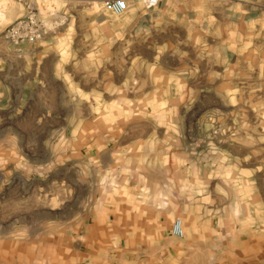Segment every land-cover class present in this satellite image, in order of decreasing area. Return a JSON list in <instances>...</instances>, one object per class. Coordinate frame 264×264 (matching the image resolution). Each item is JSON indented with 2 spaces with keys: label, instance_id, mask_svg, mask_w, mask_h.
I'll list each match as a JSON object with an SVG mask.
<instances>
[{
  "label": "rangeland",
  "instance_id": "rangeland-1",
  "mask_svg": "<svg viewBox=\"0 0 264 264\" xmlns=\"http://www.w3.org/2000/svg\"><path fill=\"white\" fill-rule=\"evenodd\" d=\"M126 1L0 0V264H264V1Z\"/></svg>",
  "mask_w": 264,
  "mask_h": 264
},
{
  "label": "built area",
  "instance_id": "built-area-1",
  "mask_svg": "<svg viewBox=\"0 0 264 264\" xmlns=\"http://www.w3.org/2000/svg\"><path fill=\"white\" fill-rule=\"evenodd\" d=\"M147 8L157 5L158 0H146ZM105 10L115 15H121L129 9L126 0H106ZM44 24L37 20L34 15H30L23 20L17 22L12 26V30L9 32V37L15 44L19 43H35L45 34ZM173 232L177 236H182V230L180 223L174 226Z\"/></svg>",
  "mask_w": 264,
  "mask_h": 264
},
{
  "label": "crops",
  "instance_id": "crops-1",
  "mask_svg": "<svg viewBox=\"0 0 264 264\" xmlns=\"http://www.w3.org/2000/svg\"><path fill=\"white\" fill-rule=\"evenodd\" d=\"M224 1H228V0H224ZM255 1L256 0H232L231 1L232 2V5H230V7L227 8V9H229V10L231 9L232 11H240V13H243V14H248L250 12V9H254V5H255L254 2ZM98 27L99 28H104V29H111L112 28L111 24L109 22H106V21L100 23ZM52 40H53L52 38H44L40 42V45L57 44V43L50 42ZM43 51L44 50L40 51V53H42ZM46 55H48V54H46ZM101 63H103V67L100 68V70H102L101 75H103V76L110 75V71L111 70L108 68V65H107L108 63H107L106 59L105 58L101 59ZM50 77H55L54 72L52 73L51 76L49 75V78ZM53 83L54 82L51 81V79H47L45 81V86L49 87ZM55 84L56 85H63L64 87L66 85L65 82H63V81L61 83L59 81H55ZM44 90L45 89L41 88V91H44Z\"/></svg>",
  "mask_w": 264,
  "mask_h": 264
}]
</instances>
